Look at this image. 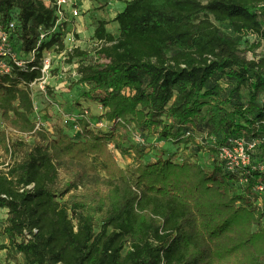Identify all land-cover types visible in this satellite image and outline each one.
<instances>
[{
    "label": "trees",
    "instance_id": "trees-1",
    "mask_svg": "<svg viewBox=\"0 0 264 264\" xmlns=\"http://www.w3.org/2000/svg\"><path fill=\"white\" fill-rule=\"evenodd\" d=\"M12 21L28 55L56 15L43 0H0V26ZM115 21L117 38L100 21L96 55L76 49L69 62L81 58L78 82L91 88L84 97L103 109L100 119L144 138L126 153L136 181L110 149L118 134L96 133L86 115L75 122L82 139L37 129L35 100L21 85L40 71L0 75V148L22 155L0 169L3 249L20 264H264V58L240 47L250 35L264 40V0H130ZM62 35L42 44L36 66L44 51L64 49ZM205 131L216 139L209 149L196 142ZM155 136L194 144L212 167L146 162ZM234 140L256 147L249 166L230 171L219 154Z\"/></svg>",
    "mask_w": 264,
    "mask_h": 264
},
{
    "label": "rangeland",
    "instance_id": "rangeland-1",
    "mask_svg": "<svg viewBox=\"0 0 264 264\" xmlns=\"http://www.w3.org/2000/svg\"><path fill=\"white\" fill-rule=\"evenodd\" d=\"M80 1V0H79ZM52 0V4H53ZM51 4V3H50ZM52 4L49 5L52 7ZM94 11V10H93ZM86 17V15H84ZM80 15L77 20L70 19L69 22L65 24V32H69L68 34H73L76 39L77 47L76 49L87 52L88 54L93 53V49L95 43L93 41L92 26L94 24H89ZM222 33L228 37L235 38L237 37L231 30L230 26L227 23L217 24ZM264 27V21H263ZM71 47V46H70ZM240 47L245 52V56L249 59L252 58H264V40H259L255 36L245 37L240 44ZM75 49V48H74ZM73 49V50H74ZM72 50V51H73ZM70 51L68 50L67 53ZM67 55V56H66ZM66 59L56 58L53 60V71L51 75L46 79V93H37L35 97V104L37 110L35 113L36 117H31L33 121L36 119H41V121L50 128L52 133H49L52 137L58 135L61 130H68V133L73 135V138H76V135L73 133L76 131L70 123L72 120L79 119L81 115H86L91 122V129H93L96 133L102 132H110L111 129H103L102 122L100 116L103 115L104 111L100 110L98 106L92 105V108H86L83 102L89 103L87 99H85V92L89 91L91 88L88 84H79V78L75 75L77 73V69L79 65L82 63L81 58H75L73 61L69 62L68 58L69 54H66ZM171 55V53L169 54ZM61 73V74H60ZM39 90V86L36 87ZM66 89L65 92H59L61 90ZM56 91L58 93H56ZM79 91V92H78ZM68 94L66 97L64 95ZM242 103H247L250 96L248 90L242 91ZM56 96H61L62 99L55 100ZM60 98V97H59ZM55 100V102L53 100ZM54 102V104L51 102ZM81 102V103H80ZM264 102V92H260L258 96V103L261 106ZM87 112V114H86ZM79 114V115H78ZM70 120L69 123H66V119ZM0 129H3V125L0 123ZM79 130V129H77ZM72 131V132H71ZM73 133V134H72ZM18 134H16L17 136ZM134 133L131 131L125 132L123 131V135H117L114 139V142L111 143L110 149L114 152L120 166L130 173L132 181L135 183L136 177L134 176L132 170L135 169L138 164L133 160L134 155L129 156L127 151H129L135 144ZM20 136V135H18ZM30 138L27 137V140ZM31 140V139H30ZM32 141V140H31ZM196 142L202 146H205L206 149L214 147L216 144V139H213L212 136H208L205 132H197L196 133ZM151 147V148H150ZM151 149V150H150ZM111 151V152H112ZM149 151V155L145 160L148 163H152L157 161L159 158H170L175 162L182 163L184 159H190L191 161H198L201 165H203L206 169L212 167L213 160L211 156H208L207 152H202L195 157V153L197 151L196 146L190 143L188 145L182 144L179 142H166L165 140L160 139L155 136L148 140L146 146V152ZM16 157H10L2 148H0V169H4L7 164H12L15 159L21 158V154L15 155ZM92 163L98 168L101 169L103 167V163L99 157L91 156ZM7 216V211L5 209L0 210V221L2 222L4 218ZM101 225V217L98 218L96 231H99ZM2 229H0V251H3L4 245V237L2 236ZM7 256L11 258L10 260L15 263H23L24 258L22 256H17L15 254H7V252H0V264L8 263Z\"/></svg>",
    "mask_w": 264,
    "mask_h": 264
},
{
    "label": "built area",
    "instance_id": "built-area-1",
    "mask_svg": "<svg viewBox=\"0 0 264 264\" xmlns=\"http://www.w3.org/2000/svg\"><path fill=\"white\" fill-rule=\"evenodd\" d=\"M53 2L52 7L54 8L56 15L55 25L48 31L41 30L36 48L28 55L23 54L15 42L17 36L16 23L12 21L7 25V28L0 26V75H12L15 70L20 72H31L34 70L40 71L41 77L39 79L29 84L23 83L21 85L24 89L32 92L33 99H35L37 93H46L45 87L48 85L46 84V79L53 71V60L58 57L66 59V54H70L78 48L75 36L73 34H68L69 32H65V24L69 22L70 15L72 17L70 19L77 20L76 18H79L80 15L82 17L84 15L88 16L91 11V9H86L84 7L83 0H53ZM56 33L63 34L61 41L63 42L64 49L60 50L59 44H56L51 50L44 51L41 63L36 66L35 63L38 59L39 48L51 35ZM93 41L95 46L92 54L96 55V51L101 48L102 42L94 39ZM68 50L70 51L69 53H67ZM67 58L69 60V57ZM75 75L79 78L78 73H75ZM37 86H39V90L36 88ZM76 120L70 121L67 117L65 122L69 123L70 121L72 124L71 126L77 130L78 127L75 125ZM103 125L106 127L113 126V124L108 122H104ZM44 127L45 124L39 119L37 121V129L40 130ZM134 139L137 144H145L142 135L135 134ZM111 147L114 146L112 145ZM255 147V144L246 143L244 140H234L231 141V146L224 147L219 155L221 160L226 162V166L230 171H236L237 169L245 168L250 165V152L254 150ZM258 189L261 192L264 191L263 187H259ZM6 211L8 213V210Z\"/></svg>",
    "mask_w": 264,
    "mask_h": 264
},
{
    "label": "crops",
    "instance_id": "crops-1",
    "mask_svg": "<svg viewBox=\"0 0 264 264\" xmlns=\"http://www.w3.org/2000/svg\"><path fill=\"white\" fill-rule=\"evenodd\" d=\"M43 1L48 6L52 4V0H43ZM83 1H84V7L86 9H91L90 14L88 16L84 17V19L86 20L88 25L90 23L94 24L92 26V32L91 33L94 34V32H95L100 21H106L107 22V25H106L107 32L111 33L112 35H114V37L117 38L119 36V33H120V30H119L120 26L115 21V19H116L118 14L122 13L125 10L127 1L126 0H83ZM65 91H67V90L64 89V90H61L59 92H65ZM56 93H58V92L56 91ZM64 96L67 99V97L69 95L66 94ZM53 99L60 100V99H62V97L56 96ZM52 100H51V102L54 104L55 100H53L54 102ZM81 104H83L86 108H90V107L92 108V105H96V106L99 105V104L94 103V102H89V103L83 102ZM98 108H100V110H102V112H103V109L100 106H98ZM104 122H106V120H103L102 124ZM101 128H103L105 130L111 129L112 131H110V132L115 131L118 135H121L123 133V130L120 126L112 128V127H106L103 125ZM73 133L76 135L77 138L82 139V134H81L80 130H76ZM4 242H5L4 244H8V241L5 239H4ZM5 251L8 254L7 249H4L3 251H0V252H5ZM11 254H13V253H11ZM7 259H9L8 263H12V264L14 263L13 260L11 261L10 260L11 258H9L8 256H7Z\"/></svg>",
    "mask_w": 264,
    "mask_h": 264
}]
</instances>
